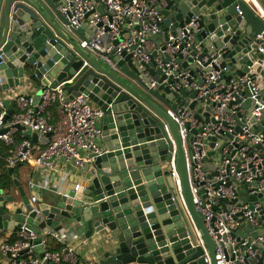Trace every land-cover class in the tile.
Segmentation results:
<instances>
[{
	"label": "water",
	"instance_id": "1",
	"mask_svg": "<svg viewBox=\"0 0 264 264\" xmlns=\"http://www.w3.org/2000/svg\"><path fill=\"white\" fill-rule=\"evenodd\" d=\"M67 4V0H0V95L16 87L34 88L32 99L37 105L47 88L59 84L70 98L87 95L94 107L104 111L98 123L101 150L89 151L90 160L76 167L65 190L54 193L48 201L41 198L32 203L17 179L12 186L16 193L0 185V228L17 230L25 225L38 235L48 227L73 230L80 239L96 244L99 264H216L213 238L194 200L179 125L167 109L186 106L189 115L208 120L212 106L201 103V72L221 70L223 83L247 74L257 80L260 89L252 98L251 87L244 84L242 106L256 122L255 131H264L263 16L247 0H164L163 5L155 0L161 15L157 25L162 30L152 36L157 50L141 68L131 52L124 50L119 56L113 51L111 59L123 72L119 73L81 46L80 39L87 37L85 31L95 35L102 23L71 26L63 11ZM96 10L105 14L106 6L101 2ZM190 23L194 39L189 54L180 53L176 62L188 73V83L196 87L173 89L171 84L178 81L175 76L179 71L167 75L156 58L163 64L169 61L162 47L170 36L186 32ZM122 39L120 36L115 43ZM101 40H110V34ZM15 104V99L6 100V117L14 112ZM258 107L260 118L251 115ZM202 130L193 129L189 141L192 133ZM26 134L32 143L38 141L31 129ZM49 136L40 139L48 143ZM209 138L215 140L214 136ZM174 148L181 190L172 173ZM216 153L208 150L206 170L212 169L210 158ZM237 194L238 203L264 204V193L249 194L246 186L244 190L238 187ZM237 233L250 241L264 235V224L259 228L247 220L242 228L232 231V236ZM226 240L224 235L231 264H264V242L253 244L255 254L250 256L241 238L234 247L225 244ZM36 243L42 256L41 239ZM227 247L230 252L240 251L230 254Z\"/></svg>",
	"mask_w": 264,
	"mask_h": 264
},
{
	"label": "built area",
	"instance_id": "2",
	"mask_svg": "<svg viewBox=\"0 0 264 264\" xmlns=\"http://www.w3.org/2000/svg\"><path fill=\"white\" fill-rule=\"evenodd\" d=\"M250 1L248 2L264 18V9L255 1ZM67 2L63 11L69 16L71 26L76 28L87 22L90 27H94L102 23L101 26H97L95 35L87 30L89 32L87 37L80 39V42L83 48L96 54L113 70L123 73L111 59L113 51L119 56L124 50L131 52L132 59L139 62L138 68H141L143 67L141 63L149 62L152 51L157 50L152 36L162 30L157 25L161 15L155 0H101L97 3L93 0H67ZM101 2L106 6L105 14L96 10ZM161 4H164V0H161ZM88 13L90 14L87 15ZM136 17L139 18L138 23L135 21ZM191 25L192 23L187 25L186 32L182 30L180 36H170L169 41L162 47L163 52L169 57L168 62L163 64L156 58L158 66L165 67L167 75L179 71L175 76L178 81L171 84L173 89L188 85L196 87L195 83H188V73L176 62V57L180 53L184 56L189 54L188 48L194 39ZM106 26L109 27L108 30ZM106 33L110 34V40L103 42L101 37ZM120 36H123V39L116 44L115 41ZM221 72L216 69L201 72L203 80L199 94L201 103L203 106H212L208 120L203 117L199 121L194 115H189V108L186 106L178 107L177 110L168 108L167 112L179 125L194 200L213 238L216 264H231L227 260L226 247L223 245L224 235L227 239L225 244L233 247L241 238V243L248 246L250 256L255 254L251 250L252 245L264 242V235L250 241L242 238L240 233L232 236V231L242 228V224L247 220L259 228L264 224L262 212L264 204L261 201L252 204L237 201L238 187L244 190L246 186L249 194L264 193V131H255L256 122L242 106L245 100L241 93L243 85H249L252 98H256L260 89L257 80L245 74L223 83ZM146 74L148 72L140 75ZM152 86H155L154 81ZM15 102L14 112L6 117L8 112L6 98L0 96V143L9 147L7 161L10 166L28 163L32 165L33 170L45 171V168L53 169L58 159L83 166L90 160L89 151L100 152L98 139L102 136V130L98 123L104 116V111L94 107L87 95L82 93L70 98L63 89V84H59L55 88H47L37 105L33 104L32 96L27 92L18 93ZM204 111L205 109L202 113ZM251 115L260 118V108L254 109ZM200 127L203 128L201 133H192L193 140L190 142L189 133ZM238 128H241V132L237 131ZM27 129L37 133V142L32 143L31 137L26 134ZM167 131L170 140L173 141L170 131L168 129ZM48 134L50 135L48 143L40 139ZM210 136H214L215 140L212 141ZM212 142L214 146L211 147ZM208 150L217 152L210 158L213 165L211 170L204 168V158ZM175 153L174 148L172 173L178 189L181 190L179 175L175 168ZM40 173L45 179V173ZM28 188L33 192L30 199L35 204L40 199V194L45 191V182L31 179ZM242 218L245 221H241ZM16 234L14 240L7 236L0 238L1 264H82L74 246L66 245L60 250L45 249L49 231L39 236L22 225L16 230ZM39 239L43 245L42 256H38L36 242ZM199 239L201 246L206 249L205 241L200 234ZM238 251L240 248L232 252Z\"/></svg>",
	"mask_w": 264,
	"mask_h": 264
},
{
	"label": "crops",
	"instance_id": "3",
	"mask_svg": "<svg viewBox=\"0 0 264 264\" xmlns=\"http://www.w3.org/2000/svg\"><path fill=\"white\" fill-rule=\"evenodd\" d=\"M251 2L250 0H248ZM258 5L261 6V8L264 7V3L262 4L261 0H253ZM264 1V0H263ZM264 9V8H263ZM88 35L89 32L85 31ZM34 88L29 87H16L13 90L7 91L2 93L0 96H3L7 99H15L17 94L20 92H27L29 96H32L34 94ZM0 149L3 151V156H0V160L3 162L4 168L8 170L9 176L11 178V181L13 184H15L14 180H19L22 183L21 178H23L24 187L28 191L29 195L33 193L28 188V183L31 179H34L36 181L40 180L42 182H45V191L40 194V199L49 200L54 193L62 192L65 190L67 185L71 181V176L74 173L73 167H78V165L75 163L73 165L72 161H65L64 159H58L55 161V167L52 168H45V171H36L33 170L32 165L28 163H16L13 167L12 174L10 173V165L7 161V156L10 154L9 147L6 146L4 143H0ZM18 166V168H17ZM18 169L17 173L18 176H16V170ZM45 173V179L40 175L41 173ZM21 177V178H20ZM45 231H49V236L47 242H45V249H51V250H60L66 245L74 246L76 248L78 257L80 259V262L82 264H99V248L96 247V244L90 245L87 243V240L85 238L80 239L79 236L73 230H66L62 229L60 231H55L53 228H46L41 231V234ZM39 234V236H41ZM16 230H10V229H0V238H3L4 236L9 237L11 240H14L16 238ZM38 256H40V253L38 252ZM1 264V259H0Z\"/></svg>",
	"mask_w": 264,
	"mask_h": 264
},
{
	"label": "trees",
	"instance_id": "4",
	"mask_svg": "<svg viewBox=\"0 0 264 264\" xmlns=\"http://www.w3.org/2000/svg\"><path fill=\"white\" fill-rule=\"evenodd\" d=\"M1 165H3V162L0 160V185H4L6 188H12L13 183L9 176V172L4 166L1 167Z\"/></svg>",
	"mask_w": 264,
	"mask_h": 264
},
{
	"label": "rangeland",
	"instance_id": "5",
	"mask_svg": "<svg viewBox=\"0 0 264 264\" xmlns=\"http://www.w3.org/2000/svg\"><path fill=\"white\" fill-rule=\"evenodd\" d=\"M262 1V4H263V0H261ZM73 165H75V162L74 163H72ZM73 167V170H74V172L76 171V167L74 168V166H72ZM17 168H18V166H17ZM19 169V168H18ZM18 169L16 170V176H18V173H17V171H18ZM21 178V177H20ZM21 180H22V183H24V180H23V178H21ZM25 184V183H24ZM7 189H9V190H11V192H15L16 193V188H7ZM17 195V194H16Z\"/></svg>",
	"mask_w": 264,
	"mask_h": 264
}]
</instances>
